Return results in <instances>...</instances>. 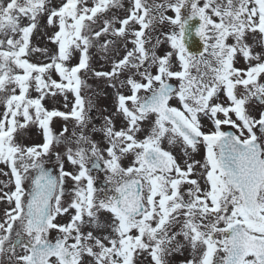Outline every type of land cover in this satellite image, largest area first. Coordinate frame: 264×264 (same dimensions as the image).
<instances>
[{"label":"snow or ice","instance_id":"6c2138e0","mask_svg":"<svg viewBox=\"0 0 264 264\" xmlns=\"http://www.w3.org/2000/svg\"><path fill=\"white\" fill-rule=\"evenodd\" d=\"M257 105L264 0H0V264H264Z\"/></svg>","mask_w":264,"mask_h":264},{"label":"rangeland","instance_id":"374dc122","mask_svg":"<svg viewBox=\"0 0 264 264\" xmlns=\"http://www.w3.org/2000/svg\"><path fill=\"white\" fill-rule=\"evenodd\" d=\"M242 65H243V61H241V66H242ZM101 103H102L103 106H109V105H110V100H108V101H104V100H102ZM257 108L260 109V110H264V106L257 105ZM93 114H94L95 116H98V115H99L98 113H93ZM96 123H97V125L99 126V124H100V120L97 119ZM30 135H31V134H30ZM39 139H40V137H39V133H36V134H35V140H36V142H39ZM197 158H199V156H198ZM4 179H6V178L0 176V181H2V180H4ZM187 256H188V253H186V252L183 253V254H175L174 257H173V259H172V264H181V261H183ZM149 259H150V258H149Z\"/></svg>","mask_w":264,"mask_h":264}]
</instances>
